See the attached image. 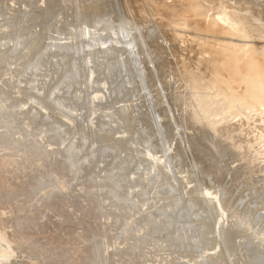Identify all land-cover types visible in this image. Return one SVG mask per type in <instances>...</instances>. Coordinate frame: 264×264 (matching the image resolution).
<instances>
[{
  "label": "bare ground",
  "instance_id": "1",
  "mask_svg": "<svg viewBox=\"0 0 264 264\" xmlns=\"http://www.w3.org/2000/svg\"><path fill=\"white\" fill-rule=\"evenodd\" d=\"M67 1L48 0L27 16L17 11L4 16L0 146L25 144L37 153L41 138L50 133L63 147L57 155L62 167L78 175L89 143L87 154L103 174L92 191L102 202L109 200L108 206L123 205L133 213L121 234L134 227L140 235L149 226L158 232L157 209L167 218L184 219L183 243L195 239L190 235L195 222L214 236L206 251H174L184 264H264V0ZM41 75L43 92H37ZM102 109L108 112L99 121ZM13 120L20 124L9 126ZM32 126H38L35 137L16 138L19 129ZM7 152L0 158V181L9 184L16 178L4 173L13 164ZM131 164L127 181L123 172ZM18 198L0 210V264H47L33 246L20 248V230L12 234L17 217L20 223L24 219ZM145 212L138 223L135 217ZM29 220L17 228L29 233ZM113 244L107 243L108 250ZM243 246L251 253L243 254ZM79 260L72 255L70 263Z\"/></svg>",
  "mask_w": 264,
  "mask_h": 264
},
{
  "label": "rangeland",
  "instance_id": "2",
  "mask_svg": "<svg viewBox=\"0 0 264 264\" xmlns=\"http://www.w3.org/2000/svg\"><path fill=\"white\" fill-rule=\"evenodd\" d=\"M45 1H48V0H45ZM45 1L44 0H21V1L20 0H0V5H1L0 14L2 13V15H0V21L2 19L0 25H2V23L4 24L5 23L4 21H6V18L4 16L8 15V17H9V16H11V14L14 16L17 15V13H15L14 11H17L18 16H20V17H22L24 15V13H25L24 16H27L26 12L28 14V12H32L33 8L38 9L39 6L41 8V6L45 5L44 4ZM68 1H67V3H69ZM26 10H28V11H26ZM13 13H15V14H13ZM21 14H23V15H21ZM3 17L5 18V20L3 19ZM36 29H37V31L39 30V28H36ZM19 71L22 72L23 67H20ZM40 74L43 75L44 72H42ZM47 74H48V72H47ZM42 75L37 77L38 79H37V81H35L36 84L39 82L37 84L38 86L36 85L37 86L36 87L37 92L38 91L43 92V91H41V89L43 88V82L45 81V78ZM23 76H25V78H29L30 72L28 70H25V72L23 73ZM101 77H103V75H101L100 78ZM47 82H48V80H47ZM115 86H116V84H113L111 86L112 87L111 89H113ZM37 92L35 91V93H37ZM103 92L105 95H108L107 89H104ZM113 97H114V94H113ZM2 100H3V98L1 99V97H0V104L2 103ZM102 110H101L102 112H100L101 118L99 117V121H104V119H105L104 116L108 112V110H106V109H102ZM114 120L118 121L116 116L114 117ZM17 121H20V119ZM95 121H97V120H95ZM37 122L40 123V121H38V120H37ZM11 123H12V125H11ZM18 123L19 122L16 123V121L14 123V120H13V122L12 121L7 122V124L9 126L11 125V127L17 126ZM7 124H6V126H7ZM113 126H115V124H113ZM32 127H34L33 130L31 128H29V130H28L27 127L22 128L25 131H23L22 129H19L20 130V132L18 134L19 136H16V138L22 137V138H24V140H26L30 136L35 137V134H37V132H38V130H37L38 126H36V127L32 126ZM105 128H107V127H105ZM43 129H45V126H43ZM5 130L8 131L9 130L8 127ZM27 131H29V132H27ZM8 132H11V131H8ZM24 133L26 134V137H25ZM27 133H28V135H27ZM11 134H12V132H11ZM51 137H52L51 134L47 133L46 136H43L41 138V140L38 144L40 147L39 148L40 150H38L37 153L35 152L37 149L36 150L34 149V153L32 152L33 151L32 149H31L32 151L29 150L31 152L30 153L28 151L27 147H25L26 145L22 144V143H21L22 145H20L18 148L16 147L15 149H13L14 147H11L7 144H3L4 146L3 145L0 146V155L3 154L4 152L8 151L7 156L11 155L10 157L13 159V161H11V163L13 162V164H14V165L11 164L12 166L10 165L8 167V169L10 168L11 170H8L6 168V170H4V173L5 172L8 173L7 176L8 175L11 176L13 178V181L16 178L15 179L16 181H14L15 183L12 182V183L8 184V182L4 183L3 181L2 182L0 181V210H4L6 207H8L9 202H11L12 200L15 201L16 200L15 197L16 198L20 197V198H18V199H20V202H22V203L24 202V205L20 204L19 202L17 203V204L21 205L20 209L24 210V211L22 210V212H21L22 214L20 213L21 216H24V219H22L23 221L20 223V220H19L20 216H18L17 221L14 222L15 230L12 231V234L14 235L15 231L17 233L20 230L21 238L18 240V243L20 244L21 249H27V248H30L31 246H33L34 248L37 249V256L40 257V259H43L47 264L48 263L49 264H71L70 259H71L72 255H74V256L77 255L80 259L79 263H81V264H160L159 263L160 261H161V264H184L185 262L183 260H181L177 254H174L175 253L174 251L186 250V251H190L191 253H194V251L197 250L198 248H199L198 250L201 249V250L206 251L207 248H209L211 246V243L213 242L214 236L211 234L209 235L208 232L205 229H203L199 225V223H197V222L193 223V228L196 230L192 231V234H190L195 239H192V240H190L188 242H184V243L182 241H180V240H182V237L185 235L184 232L179 231L181 225L184 222V219L180 218V216L179 217L173 216L171 218L170 217L167 218L164 215H160V212L157 211V209L153 210V212H154L155 216L157 217L155 222L158 224V226H160V230L158 232L154 233L151 229V226H149V229L140 235L136 234L135 233L136 231L135 232L132 231V229H134V227H132V229L130 230L131 232H129L127 230L126 235L124 234L125 231L122 232V234H121V230H122L121 228H122L123 224H125V220L126 219H129V221L133 220V216H131V214L133 215V213L130 210H127L126 206H123V205L120 207L121 209H119L118 206H115V205L113 206V203H110V206H108L109 200H107L106 203L102 202V198H101L102 196L96 195L92 191V188L94 187L93 185L94 184H95V186L97 185L98 180L100 179V176H102L103 174L99 173L98 168H96V167L94 168L96 161H95V164L92 163V161L90 160L91 157L87 154V153H90L89 149L91 148L89 146V143H88V145L86 144L87 146H89V148L85 145L84 147H86V150L84 147L82 150L83 154L85 151V154H84V157H81L84 160L82 162L83 167H82L81 171L77 175V173L73 174V171L70 170L72 172V175H73L72 176V175H70L71 174L70 171L64 170V167H62L63 165L60 162V158H59L60 153L59 152H61L63 150V147L61 148L59 140H55ZM67 137H69V136L68 135L64 136V138H67ZM70 138H72V135L70 136ZM46 139L48 141L47 143H46ZM49 139L52 142H49ZM48 143H51L54 146L53 145H52V147L48 146V148H47ZM44 147L47 149H45ZM46 150H48V151H46ZM39 152H40V154L37 155ZM53 152H55V153H53ZM4 155H5V157L3 155H1L2 157H0L2 161L6 158V154H4ZM57 155H59V156H57ZM85 155H88V156L86 157ZM19 156H20V158H19ZM113 156H115V155H113ZM120 156H123V155L120 154ZM3 157H4V159H2ZM14 157H18L19 159H21V158L22 159H21V161L19 160L20 162H18L17 159L16 160L14 159ZM36 158H38V159H36ZM87 158H88V160H87ZM1 160H0V163H2ZM90 162H91L93 167L91 166ZM21 163L24 164V167H23V164H21ZM118 164H119V162H117L116 165H118ZM132 164L134 165V163H132ZM132 164L129 166L128 169H126L123 172V175L126 173L124 176L126 177L127 181L129 180L128 174L131 173V169L133 167ZM18 165L20 166V168H18L19 167ZM21 165H22V167H21ZM13 166H14V169H13ZM102 166H103V164H102ZM26 167L30 168V169H28L29 172L27 171V169H25ZM84 168L85 169L89 168V170H87V173H86V170ZM91 168H92V171L94 173L90 170ZM12 170H14L15 173L14 172L9 173V171H12ZM22 170H25V171H22ZM47 171H48V173L50 172L49 176L47 174ZM55 171H57L58 173ZM68 172H69V174H68ZM64 173H65V175H64ZM83 173H84V175H83ZM60 174H63V175H60ZM19 175H20V177H18ZM54 175H55V177L58 176V177H56L59 179L58 182L56 179H53ZM75 175H77V176H75ZM49 179H52V181L54 180L56 182L55 183L53 182L54 183L53 184V183H51L52 181L50 182ZM92 179H94V180H92ZM70 180H72V182ZM68 181H70V182H68ZM39 182H41L42 186L40 184H38ZM49 182L51 184V187L53 186L55 190L59 187L61 189L60 188L57 189L58 191L51 189V187H48L50 185ZM60 182L62 184H60ZM59 184H60V186L55 188V186H57ZM85 184H87V185H85ZM43 187H45V188H43ZM47 187L49 188V190L48 189L46 190L48 192V195H47V192L45 191V189ZM38 188L40 189V191H37ZM63 188L65 189V191L63 190ZM43 190H44V192H46L45 194L47 195L48 199L45 196V194L43 193ZM59 190L60 191L62 190L64 192H59ZM164 191H166V187L164 188L163 192ZM54 192L56 193V195L54 194ZM20 193H22V194L26 193L25 196H29V197H25L24 195H23V198L21 197L22 195L17 197V195ZM41 193H43V194L41 195ZM49 193H50V195H49ZM37 194L39 197L37 196ZM43 195L45 196V199H44ZM36 196L38 197L37 198L38 202H36V199H35ZM51 196H52V198H51ZM58 196H59V198H58ZM88 196H90V197H88ZM91 196H93V197H91ZM32 197H33V199H35L34 201H33ZM29 198L32 201H30ZM21 199L22 200L25 199V200L22 201ZM26 199H28L30 201V203H28L29 206L27 205L26 201H28V200H26ZM14 201H12V203ZM256 201L258 202V200H256ZM16 202H14L13 204H15ZM31 203H33V204L31 205ZM166 203H167L166 201H163L162 203H160L158 205V207H164V205ZM22 205L25 207L26 206H28V207L25 208V207H22ZM33 207H35V208L38 207V208L33 210ZM117 207H118V209H117ZM20 209H16L15 211L19 210V212H20L21 211ZM27 210H28V212H27ZM30 211H32L33 215H31ZM135 211H137V210H135ZM195 211H197V208L192 209V212H195ZM34 212L36 214H34ZM17 214H19V213L17 212ZM112 214H113V216H112ZM146 215H147V212L143 213L141 216L137 215L135 217V219L138 220V223L142 224L143 223L142 218ZM26 216H28V217H26ZM103 216H104V218L106 217L105 218L106 221L103 218ZM109 216H111V218ZM130 216L132 217V219H130L131 218ZM115 217L116 218L121 217V219L119 221L120 223L113 221V218H115ZM107 218H108V220H107ZM37 219H38V221H37ZM26 220H29V221L34 220L37 223L33 227H31L30 224H28L29 221H27L28 222L27 226L23 225V226H26V228H25L26 230H28V231L30 230L29 233L24 232L23 229L20 228L21 225L24 224ZM105 223H106V225H105ZM18 224H21V225L17 228L16 225H18ZM172 228H174V229H172ZM21 231H23V232H21ZM127 232H129V233H127ZM10 235H11V233H10ZM125 238L127 241L125 240ZM109 240H110V242H109ZM242 242L245 243V240H242ZM107 243L109 246L111 243L112 244L114 243L116 246L114 248H110L108 250ZM255 244L257 245V241H255ZM64 245L66 246V248H63ZM136 245H138V247H136ZM133 246L136 248H134ZM139 246H140V248H139ZM95 249H96L97 255H98L97 258H94V256H93V250H95ZM106 249H107V251H106ZM135 249H137V250H135ZM162 249H164V250H162ZM242 249H243L242 252L245 255L247 253H251V251H252V249L250 247L243 246ZM168 253L173 254V256H172L173 260L172 261H171L172 258H170L171 254H168ZM167 254H168V256H167ZM36 261H38V260H36ZM220 263H221L220 260L213 262V264H220ZM228 264H232V262L230 261V262H228Z\"/></svg>",
  "mask_w": 264,
  "mask_h": 264
}]
</instances>
